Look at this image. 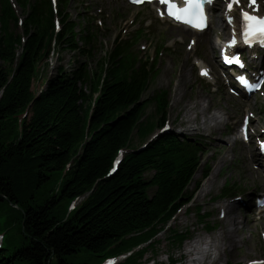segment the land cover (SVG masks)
Instances as JSON below:
<instances>
[{
  "label": "trees",
  "instance_id": "trees-1",
  "mask_svg": "<svg viewBox=\"0 0 264 264\" xmlns=\"http://www.w3.org/2000/svg\"><path fill=\"white\" fill-rule=\"evenodd\" d=\"M18 3L21 28L10 2L0 0V232L7 235L0 264H72L68 259L83 250L99 264L144 246L123 263L140 264L176 210L192 201L200 148L165 133L144 150L132 149L135 133L146 139L164 123L168 102L143 99L150 74L135 71L130 45L109 54L89 118L103 66L94 72L88 62L71 72L59 66L46 81L54 42L58 53L78 48L70 0H60L63 28L56 38L49 0ZM83 39L87 46L90 38ZM150 101L160 116L144 121ZM125 149L133 152L110 175ZM234 189L228 185L223 196ZM11 231L17 239L8 238ZM170 240L181 247L188 233L173 231Z\"/></svg>",
  "mask_w": 264,
  "mask_h": 264
},
{
  "label": "rangeland",
  "instance_id": "rangeland-1",
  "mask_svg": "<svg viewBox=\"0 0 264 264\" xmlns=\"http://www.w3.org/2000/svg\"><path fill=\"white\" fill-rule=\"evenodd\" d=\"M87 1L90 5L88 10L82 9L77 0L75 2L72 1L68 8L72 19L80 21L83 17L80 21L83 26L82 28H84L85 19L91 22L92 18H94L90 12L99 15L98 11L102 10L106 14L105 16L103 15L106 27L104 31L100 33V35H102L100 42L103 43V46L96 48V52L93 55L94 58L91 62L92 70H96V67L99 64L98 62L105 57V53L107 51L110 52V50L113 49V37L119 33L125 22L134 18L136 22L139 23H136L134 26L135 30L143 27V21L145 19L152 18L153 23L151 27L144 30L145 37L136 48V53L139 52L141 46L144 45L147 47V51L149 50L151 51V54H154L156 47L164 44L166 41L169 43L172 39H177V33H175V31L172 33V29L174 28L167 23L159 21L156 15H154L148 8H133L121 0ZM79 14L81 17L78 16ZM134 29H132L133 32ZM80 30L81 28H79V32ZM133 32H129L128 36L133 34ZM220 34L221 32L219 29H216L215 31L211 29L209 33L201 38L199 37V45L197 48L198 54L204 57L207 61H210L212 65L215 63L214 58L216 53L215 51L214 53L209 52V46L206 43V45L204 44V40L206 41V39L211 38L214 43V38L216 39ZM184 48V45L177 44L173 50L162 57L163 64L161 65V69L158 76L151 83L145 98H152L156 93L161 91H169L171 105L168 119L170 121V126L172 128L174 127L175 133L181 135L183 138L186 137L187 139L197 141L202 140L203 142L208 138L216 141V158L212 154L206 156V158L209 156L208 159L211 161H213V159L216 160L211 164V172L205 179L203 177V167L198 169L194 178V183L191 185L189 192H196L197 183H199L201 179L203 180L193 199L192 206L188 211H183L176 220L173 219L169 221L167 230L157 237L155 247L147 252L140 264H153V262L156 264H169L170 258L176 260L177 264H181V256L185 252V248L198 236L202 235L207 237L208 241L213 243L215 236L223 230V225H220L217 220L218 204L223 200H228L234 197L232 195V197H226L225 199L220 198V195L225 188L226 180H229L232 184H239L241 188H244L238 193L244 196H246L244 190L264 191V176L262 173L256 172L250 162L256 151L253 149L248 151L246 147H240L238 144L234 145L231 141V138L233 137L229 136L231 127L228 124V120L231 116L240 119L245 115L246 111L255 113L258 118L257 111L261 114L264 110V99L259 98L257 102L256 99H252L243 104L223 90H220L217 94L210 93L204 84L195 82L196 76L190 61V55ZM138 55L140 54L138 53ZM56 58L57 57L55 56L53 65L51 64V69L48 71V75L54 73L59 66H62L66 71H70L75 67L78 61L84 60L82 55L69 51H66L61 55V63L57 61V64H55ZM185 66L190 69V74L184 81H181V73ZM41 84L42 80H39L37 85ZM90 89L91 87L88 85L87 93L90 92ZM176 91L180 93L178 96L182 98L181 100H175ZM197 103L202 106H209L210 114L224 116L220 119L222 123L218 127H216L214 123H210L207 130L204 128L194 131L192 129L188 130L191 123L187 124V118L183 108L187 104L191 105ZM154 114L155 106L151 104L147 107L146 115L152 116ZM202 120L203 118L201 117V121ZM259 123L264 124V120L260 118ZM156 132L157 130L144 140L135 134L133 137L132 149H139L143 144L148 142ZM254 161L256 160L254 159ZM210 177L215 180V184L213 187L209 188V190L202 193V190ZM79 203L80 202H77L76 206ZM3 206L6 207L5 204H3ZM198 206H201L204 214L209 213L211 218L205 219L201 222L196 210V207ZM237 210L243 220L238 226L242 227V231L240 237H236V241H238V243L239 240L243 242H240L238 247H235V244L228 246L226 254L223 252L222 259L218 264H245L251 260L264 259V238L262 235L264 234V213L260 215H251L242 207H238ZM207 224L214 226L217 225L216 230L211 232L206 231ZM226 226L229 234L236 236L235 231L233 230L235 226L231 224ZM174 230L188 232L191 237L190 240L181 247L173 245L170 241V237ZM17 236L18 234L16 231H11L8 234V238L11 237L17 239ZM139 249H141V247L137 248V250ZM98 260L99 259L94 257L91 253L83 250L76 256L69 258L68 262L72 264H97ZM210 261L211 262L207 264H214L212 259Z\"/></svg>",
  "mask_w": 264,
  "mask_h": 264
},
{
  "label": "bare ground",
  "instance_id": "bare-ground-1",
  "mask_svg": "<svg viewBox=\"0 0 264 264\" xmlns=\"http://www.w3.org/2000/svg\"><path fill=\"white\" fill-rule=\"evenodd\" d=\"M218 24L219 27H221L220 23ZM222 28L224 32L229 31V29L228 28L226 29V27L224 26H222ZM174 31L175 33H183V32L191 33L190 30L181 26H179L178 28L176 27V29H172V33H174ZM203 36L204 35L202 34L201 37ZM205 43L208 44L209 46V52L214 53V51L217 48V44L215 43V41L213 43L212 39L209 38L206 39V41L204 40V44ZM189 74H190V69L185 66L181 73V81H184L186 77L189 76ZM178 95H180V93L176 91V96H177V97L175 96L176 101L182 99ZM183 110L187 118V124L191 123V125L188 127V130L192 129L194 131V130H199L201 128L207 130L210 123H214L216 127H218L222 123V121L220 120L222 116H218L216 114H210L209 106L208 107L202 106L199 103L191 104V105L187 104L184 106ZM201 117L203 118L202 121H201ZM214 184H215V180L212 177H210L207 184H205L202 193L205 192L206 190H209V188L213 187ZM232 207L233 206L229 208L228 206L229 213L227 214V217L229 220L231 219L232 212L234 210ZM233 225L236 226L237 225L236 222H233ZM241 231H242V227L237 226L235 229L236 236H234L233 234H229L228 229L224 227L223 230H221L220 233L215 236L214 238L215 242L213 241V243L211 241H208L207 237H204L202 235L198 236L185 248V252L181 256L182 257L181 264H207L211 262L210 261L211 259L214 264H218L222 259L223 252H225L226 254L228 246L235 244V247H238V244L240 242H243L241 240H239V243L238 241H236V237H240ZM196 255L200 256L199 260L195 258Z\"/></svg>",
  "mask_w": 264,
  "mask_h": 264
},
{
  "label": "snow or ice",
  "instance_id": "snow-or-ice-1",
  "mask_svg": "<svg viewBox=\"0 0 264 264\" xmlns=\"http://www.w3.org/2000/svg\"><path fill=\"white\" fill-rule=\"evenodd\" d=\"M134 3H139L141 0H133ZM205 0H185L186 6L183 8H176L175 4H172V0H161V3L171 4L169 8V15L174 16L178 20H184L186 23L193 24L199 29H203L207 26V16L203 10V4ZM207 3H211L212 0H206ZM233 3H239V0H231L228 4V10L231 11ZM250 3H254V0H250ZM242 15L247 22L245 27V42L252 43V38L258 39L260 43L264 44V19L252 17L247 12L242 11ZM229 23H231L232 18H228ZM236 41L233 38L230 41L231 45H235ZM235 62L243 66L242 61L239 57L235 58ZM243 79V78H241ZM246 82V81H245ZM250 87H256V85H249ZM247 119L245 120V133H246ZM245 138H247L245 136ZM115 163H119L117 160ZM115 170V169H113ZM109 264H112L109 261ZM253 264H264V262H253Z\"/></svg>",
  "mask_w": 264,
  "mask_h": 264
}]
</instances>
